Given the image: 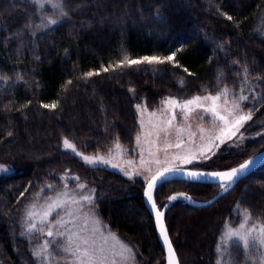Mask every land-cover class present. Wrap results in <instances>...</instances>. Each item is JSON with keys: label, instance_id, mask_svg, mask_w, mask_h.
Here are the masks:
<instances>
[{"label": "trees", "instance_id": "1", "mask_svg": "<svg viewBox=\"0 0 264 264\" xmlns=\"http://www.w3.org/2000/svg\"><path fill=\"white\" fill-rule=\"evenodd\" d=\"M43 19L29 0H0V162L14 167L0 176V264H41L35 242L23 235L21 214L67 172L96 188L101 217L140 248L147 264H167L145 203L147 182L86 167L63 150V140L83 152L117 141L131 146L137 102L153 107L171 95L185 100L238 89L245 75L260 80L264 93V0H63L56 24L42 27ZM173 53L162 63L125 61ZM255 111L264 116V96ZM258 146L250 144L255 152L237 164L219 161L217 171L243 163L262 151ZM220 187L169 181L155 201L164 209L172 195L184 193L208 202ZM245 211L264 224V166L212 206L176 201L166 221L180 263L239 264L240 256L222 257L220 237Z\"/></svg>", "mask_w": 264, "mask_h": 264}, {"label": "rangeland", "instance_id": "2", "mask_svg": "<svg viewBox=\"0 0 264 264\" xmlns=\"http://www.w3.org/2000/svg\"><path fill=\"white\" fill-rule=\"evenodd\" d=\"M29 1L42 14L45 22L42 27L54 25L49 23L52 20L58 22L63 4L62 7L55 5L61 3V0H39V3L35 0ZM41 4L44 6L41 7ZM225 89L227 92L221 94ZM225 89L215 94H196L185 100L171 95L153 107L149 106L146 100L137 102L139 131L131 146L117 141L102 150L83 152L72 140L67 139L75 146L76 151L73 152L66 148L64 143L62 148L74 154L86 167L106 168L121 174L128 180L142 179L147 183L158 172L170 168L215 172L218 170L219 161L228 160V164H237V161L254 153L255 150L248 149L253 142H259L261 145L256 150L262 148L263 151L264 149V116L256 118L258 112L255 111L258 102L264 96L261 81L245 75L238 89ZM218 94H220V99L215 102L201 100L186 108L183 107L187 100L196 96L206 97ZM240 96H245L247 99L241 101ZM169 98L174 99L177 103H164ZM236 105L239 107H235ZM213 106L219 115L225 117L228 124L219 120L214 113L205 111ZM248 113L251 114V119L241 125L231 127L233 118L237 114ZM232 133L235 134L232 135ZM218 136L220 139H217ZM241 137L243 138L241 139ZM221 139L223 143H221ZM117 144H119V148L116 147ZM209 145H211V151H207ZM83 156L103 157L105 161L110 162L103 163L98 160L95 164H89L83 160ZM0 166L7 169L0 171V176L14 172V167L9 163L0 162ZM81 184L86 187L81 189L79 187ZM224 186L221 185L220 189L223 190ZM62 193H67V195H62ZM89 195L93 198L92 205L82 200L83 196ZM97 200V190L94 186L82 180L79 175L67 172L59 176V182L49 183L42 187L27 203L21 214V227L23 235L31 242H35L34 253H40L43 257L42 261L39 260L41 264H65L66 254L62 252V249L66 246V239L60 233L70 235L74 241L76 233L90 237L95 234L97 245L102 243L100 235L93 232L95 227H100L104 236L107 237L103 241L104 252L102 253L107 257L106 264H111L113 259L116 264H147L140 248L132 240L114 231L110 224L101 217L97 208ZM89 207H94L95 217L86 220L84 217L85 213H88ZM30 213L31 218H29ZM45 213L48 214L45 215ZM61 218L62 224L56 225V221ZM94 219L100 221L98 226L94 224ZM253 221L251 218L248 225H251ZM241 222L242 220L236 225L228 224L224 229L220 237V254L228 262L236 260L240 256L239 264H264V261L257 260L260 253L253 248H245L243 241L238 239L237 230L240 236H243L247 231V227L240 229ZM255 222L264 225L261 222ZM85 224H87V228L83 227ZM48 231H52L53 236L49 237ZM248 238L251 241V236ZM57 244H59V248L56 247ZM125 245L132 249L131 254L124 248ZM97 255H101V253L98 252ZM130 256H134V259H126Z\"/></svg>", "mask_w": 264, "mask_h": 264}, {"label": "snow or ice", "instance_id": "3", "mask_svg": "<svg viewBox=\"0 0 264 264\" xmlns=\"http://www.w3.org/2000/svg\"><path fill=\"white\" fill-rule=\"evenodd\" d=\"M35 2L39 3V0H35ZM63 4V0H61V3L55 5L56 7H62ZM44 5L41 4V7H43ZM228 19H231V17H228ZM49 23L51 24H56L57 21L52 20ZM175 53H173L172 55H169L167 57H164L163 59L159 58V57H142L140 59H131L129 60L127 57H125V61L129 64V65H137V64H141L142 62H147L149 64L153 63V62H159L162 63L164 60H169L171 61L174 57ZM124 61L121 62V66L123 64ZM103 71H108V68H104ZM185 71H187V69H185ZM94 73L89 72L86 73L87 76H91ZM98 74V73H95ZM191 74V73H189ZM69 84L71 83V81L68 82ZM181 84H183V81H181ZM227 90L225 89L223 93H226ZM220 99V94H218L217 96H206V97H200V96H196L193 99H189L187 100L183 107H187L188 105H193L196 104L198 101L201 100H212L213 102H215L216 100ZM239 99L241 101H244L247 99V97L245 96H240ZM164 103H172V104H176L177 101H175L174 99L169 98V100H166ZM45 108H52L54 109L56 107L55 104H45L42 105ZM139 105L137 106V108L139 109ZM235 107H239V105H236ZM206 112H212L214 113L217 118L221 121H225V124H228V121L225 119L224 116L219 115V113L216 112L215 106H213L212 108H208L205 109ZM251 119V114H237L234 118L233 121L231 123V127H236L238 125H241L243 122L247 121ZM169 123H171V121H169ZM235 133H232V135H234ZM9 135H11V133H9ZM243 137H241L242 139ZM137 139L139 140V137H137ZM217 139H220V137L218 136ZM64 145L66 148L71 149L73 152H75V146L72 145L67 139H65L63 141ZM221 143H223V140L221 139ZM179 146V145H177ZM117 148H119V144L116 145ZM211 145L208 146L207 151H211ZM77 155H80L79 153H77ZM83 160L89 164H95L97 163V161L99 160V162H103V163H109L110 161H105L103 157H88V156H83L82 157ZM210 159V157H209ZM252 162L249 161L245 164L240 165L239 169H232L230 171L227 172H209L207 174L200 172V171H191L188 173L189 177H191L192 180L194 181H199L202 178H205V176L207 177H216L219 178L221 181H228V182H234L233 181V177H236L237 179L239 178L238 174H243L244 171L249 169V165ZM113 167H115V165H113ZM7 169L4 166H0V171H6ZM78 179V178H77ZM155 177H153L152 182H150L148 184V191L145 193V195L147 196L149 201L153 200L152 194H151V190L153 188V184L155 183ZM163 179H167V176H164ZM79 187L81 189H83L84 187H86L85 185L81 184L79 185ZM224 190L227 191L228 187L225 185L224 186ZM62 195H67V193H62ZM185 199H189L190 197H183ZM171 200H176L177 197L173 196L170 198ZM82 200L84 202H86L89 205L93 204V198L91 195L89 196H83ZM75 202V201H74ZM152 207L155 208V202L153 201L152 203ZM48 213H45V215H47ZM90 214V215H89ZM157 218H159L162 213L157 211L156 213ZM95 217V211H94V207H89L88 209V213H85V219H91ZM29 218H31V213L29 214ZM251 219V215L250 213H247L246 211L244 213H242V222L240 223V229H244L247 227V231L244 233L243 236L239 235V231L237 230V236L238 239H241L243 241V246L245 248H253L256 252L260 253L257 256V260L260 261H264V225H260L258 223H256L255 221H253V223L251 225H248V221ZM94 224L95 225H99L100 221L98 219H94ZM62 224V218L60 220L56 221V225H61ZM55 226V225H54ZM33 227H35L33 225ZM84 228H87V224L83 225ZM106 227V226H105ZM30 231L32 230L31 228L29 229ZM94 233H98L100 235L101 241L102 243H100L99 245H97L96 242V236L95 234L91 235V237L89 235H84L82 233H76V240L74 241L72 239V237L66 233H60V235L62 237H65L66 239V246L63 247L62 252L65 255L64 259H65V264H106V260L107 257L103 256L102 253L104 252V246H103V241H105L107 239V237L104 236V233L102 231V229L100 227H95L93 229ZM254 233V235H253ZM47 235L49 237L53 236V232L52 231H48ZM249 236H251V241H249ZM164 240H165V244H167L168 246V250H169V256H168V264H177V261L175 260V252L174 250H172L171 248V244L167 239V235L166 232L164 233ZM57 248H59V244L56 245ZM124 248L126 249V251L128 253L131 254L132 249L128 248L126 245L124 246ZM101 253V255H97V253ZM34 255L36 256V258L38 260H43V257L41 256L40 253H34ZM115 256V254H113ZM126 259H134V256H130ZM111 264H116L115 259H113L111 261Z\"/></svg>", "mask_w": 264, "mask_h": 264}, {"label": "water", "instance_id": "4", "mask_svg": "<svg viewBox=\"0 0 264 264\" xmlns=\"http://www.w3.org/2000/svg\"><path fill=\"white\" fill-rule=\"evenodd\" d=\"M251 161L252 163L249 165V169L244 171L243 174H238L239 178L237 179L236 177H233V181L234 182H228V181H221L219 178L216 177H207L205 176V178H202L199 181H194L191 179V177H189L188 173L191 171H195V170H191V169H184V168H170V169H165L163 171L158 172L154 177L155 179V183L153 184V188L151 190V194L153 197L152 201H149L147 196L145 195V203L147 208L149 209L150 213L152 214L154 220H155V224H156V229H157V234L160 240V243L164 249V252L166 254V262L168 264V256H169V250H168V246L167 244H165V240H164V233L166 232L167 235V239L171 244V248L172 250H174L175 252V260L177 261V264H181L180 263V259L178 256V253L176 251V248L173 244V241L171 239L169 230H168V226H167V221H166V216L167 213L169 212V210L171 209L172 205L178 201V200H183L185 201V203H188L194 207H209L214 205L215 203H217L221 198H223L225 195H227L239 182H241L242 180H244L245 178L249 177L252 173H254L256 170H258L259 168L264 166V150L253 155L252 157L248 158L246 161H244L243 163L237 165L236 167H233L231 169L228 170H224V171H215V172H227L230 171L232 169H239L240 165L245 164L247 162ZM203 172L205 174L209 173L207 171H200ZM164 176H167V179H163ZM153 178L147 183V186L150 182H152ZM175 180H179V181H186V182H193V183H200V184H214V185H228V190L225 191L224 189L216 196L214 197L212 200L208 201V202H202L199 203L195 200H193L190 197L189 199H185L183 197H188L186 194L184 193H178V194H174L171 197L175 196L177 197L176 200H171L169 198L167 205L164 207V209H160V207L156 204L155 201V192L156 190L165 182H169V181H175ZM146 186L145 189V193L148 191V187ZM153 201L155 202L156 207L153 208L152 207V203ZM157 211L161 212L162 215L157 218Z\"/></svg>", "mask_w": 264, "mask_h": 264}]
</instances>
